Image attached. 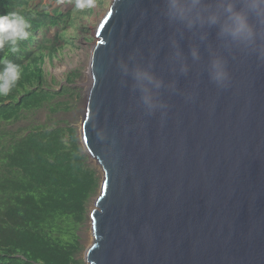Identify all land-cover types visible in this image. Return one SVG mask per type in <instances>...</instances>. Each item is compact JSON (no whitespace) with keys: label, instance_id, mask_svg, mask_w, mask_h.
Instances as JSON below:
<instances>
[{"label":"water","instance_id":"95a60500","mask_svg":"<svg viewBox=\"0 0 264 264\" xmlns=\"http://www.w3.org/2000/svg\"><path fill=\"white\" fill-rule=\"evenodd\" d=\"M156 3L112 0L94 33L79 138L102 181L84 261L264 264V66L230 58L229 89L202 74L193 102L169 98L163 123L142 115L116 59L162 44L164 67L168 29L155 31Z\"/></svg>","mask_w":264,"mask_h":264},{"label":"trees","instance_id":"16d2710c","mask_svg":"<svg viewBox=\"0 0 264 264\" xmlns=\"http://www.w3.org/2000/svg\"><path fill=\"white\" fill-rule=\"evenodd\" d=\"M31 2L0 0V14L19 10L33 25L18 53L0 49V68L8 59L22 69L17 86L0 97V264H82L79 230L100 177L82 149L78 128L57 121L58 114L72 108L69 85L78 75H70L61 92L47 79L46 58L64 48L61 35L52 39L44 32L38 38L42 30L68 28L73 12L49 11ZM44 108L48 122L7 127Z\"/></svg>","mask_w":264,"mask_h":264},{"label":"clouds","instance_id":"9594fccd","mask_svg":"<svg viewBox=\"0 0 264 264\" xmlns=\"http://www.w3.org/2000/svg\"><path fill=\"white\" fill-rule=\"evenodd\" d=\"M74 12L84 13L96 6V0H70ZM154 28L167 27L166 52L158 70L162 44L148 49L130 50L116 59L121 84L135 98L144 116L159 114L161 123L167 117L169 98L180 95L193 102L202 74L218 91L232 86L230 58H254L264 66V0H157ZM32 22L19 10L0 14V49L11 54L20 51V41L32 35ZM97 29V28H96ZM214 32V38H210ZM187 41V47L182 45ZM206 53V55H205ZM0 97H7L21 78V66L2 61ZM195 72L191 88H182L180 77ZM22 122V121H21ZM142 123V122H141Z\"/></svg>","mask_w":264,"mask_h":264},{"label":"rangeland","instance_id":"374dc122","mask_svg":"<svg viewBox=\"0 0 264 264\" xmlns=\"http://www.w3.org/2000/svg\"><path fill=\"white\" fill-rule=\"evenodd\" d=\"M111 2L112 0H96V6L91 10H85L84 13L74 12L70 0H32L31 2L34 6L41 5L45 10L49 11L60 9L64 14L73 12L68 28L61 27V29H59L55 26L47 30H42L38 38L40 41L42 33L44 32L52 39H54L56 35H61V46H64V48L57 53L55 58H46L44 67L48 81L53 82L56 90H59L58 92L62 91L64 85H68V77L70 75L73 74L74 76L78 74L74 82L69 85L70 88L74 90V97L71 98L73 102L72 108L70 111L61 112L57 115V121L69 122L75 125L78 128V133L83 119V104L91 82L89 64L91 50L96 41L94 33L96 32L99 22L108 12ZM49 114L50 113L44 108L30 115L29 119L7 127L13 130H19L21 127L26 129L33 124L48 122ZM88 161L90 165L97 170L101 183L102 172L100 167L90 157ZM99 188L96 194L90 199L87 218L79 230L80 239L83 244V250L79 254V258L83 260L82 264H87L84 261L85 251L93 242L89 213L92 208H94V199L99 193Z\"/></svg>","mask_w":264,"mask_h":264},{"label":"bare ground","instance_id":"6f19581e","mask_svg":"<svg viewBox=\"0 0 264 264\" xmlns=\"http://www.w3.org/2000/svg\"><path fill=\"white\" fill-rule=\"evenodd\" d=\"M90 79H91V78H90ZM91 244H92V243H91ZM91 244H90V245H91ZM90 245H89V246H90Z\"/></svg>","mask_w":264,"mask_h":264}]
</instances>
